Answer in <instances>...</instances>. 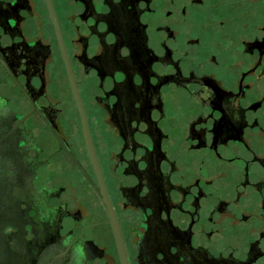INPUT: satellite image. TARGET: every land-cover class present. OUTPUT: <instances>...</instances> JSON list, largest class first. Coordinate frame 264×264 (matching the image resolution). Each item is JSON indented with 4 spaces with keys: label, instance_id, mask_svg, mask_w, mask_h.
<instances>
[{
    "label": "flooded vegetation",
    "instance_id": "1",
    "mask_svg": "<svg viewBox=\"0 0 264 264\" xmlns=\"http://www.w3.org/2000/svg\"><path fill=\"white\" fill-rule=\"evenodd\" d=\"M156 56L226 87L223 134L173 95L193 207L214 264H264V0H141ZM0 99L87 209L105 264H138L76 0H0Z\"/></svg>",
    "mask_w": 264,
    "mask_h": 264
},
{
    "label": "water",
    "instance_id": "2",
    "mask_svg": "<svg viewBox=\"0 0 264 264\" xmlns=\"http://www.w3.org/2000/svg\"><path fill=\"white\" fill-rule=\"evenodd\" d=\"M76 5L138 264H214L173 95L201 103L226 134L239 122L226 87L156 56L141 0ZM0 264H105L87 205L1 99Z\"/></svg>",
    "mask_w": 264,
    "mask_h": 264
}]
</instances>
